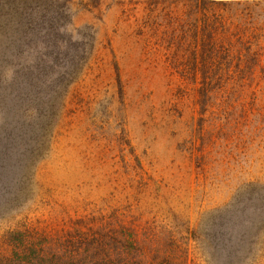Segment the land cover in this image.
Here are the masks:
<instances>
[{"label":"rangeland","instance_id":"374dc122","mask_svg":"<svg viewBox=\"0 0 264 264\" xmlns=\"http://www.w3.org/2000/svg\"><path fill=\"white\" fill-rule=\"evenodd\" d=\"M53 1L82 67L0 256L115 229L120 264H264V0Z\"/></svg>","mask_w":264,"mask_h":264},{"label":"trees","instance_id":"16d2710c","mask_svg":"<svg viewBox=\"0 0 264 264\" xmlns=\"http://www.w3.org/2000/svg\"><path fill=\"white\" fill-rule=\"evenodd\" d=\"M55 4L0 0V210L20 200L35 164L48 150L65 90L82 67L80 49L71 38H62ZM246 224L251 228L253 222ZM93 234L78 236L73 251L61 253L39 250L8 233L9 253L0 256V264H120L109 254L138 243L131 236L127 245L115 229ZM234 237L237 243L242 234ZM225 247L222 242L220 249L227 251Z\"/></svg>","mask_w":264,"mask_h":264}]
</instances>
